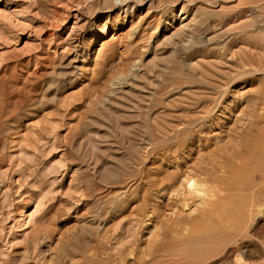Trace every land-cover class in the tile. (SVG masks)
<instances>
[{"label":"rangeland","instance_id":"rangeland-1","mask_svg":"<svg viewBox=\"0 0 264 264\" xmlns=\"http://www.w3.org/2000/svg\"><path fill=\"white\" fill-rule=\"evenodd\" d=\"M263 33L264 0H0V264H264V215L191 256L184 189L264 116Z\"/></svg>","mask_w":264,"mask_h":264},{"label":"bare ground","instance_id":"bare-ground-1","mask_svg":"<svg viewBox=\"0 0 264 264\" xmlns=\"http://www.w3.org/2000/svg\"><path fill=\"white\" fill-rule=\"evenodd\" d=\"M246 118L247 119L242 125L243 127L241 128V130H236L237 132H234L235 137L232 138V140L228 141L226 144L222 143L223 145H225L224 152L222 154L219 152L220 155L217 154L218 156H220V158L222 155H226L224 157H226L225 159L227 160L225 161L224 159V161H221L226 162L227 164L225 165L223 163L222 165L221 162H219V164L216 163V166L213 163L208 167L206 166V168H204V165V167H202L204 169L201 170L200 168L199 170L202 171L203 174H205L204 178H198L197 176L196 178L195 176H190L186 180V183L184 185L187 196L199 197V205H201V208H199L200 213L198 215V218L195 219V224H192V226L191 224L185 226L186 228H188L187 233L188 236H190V240H188L189 245L196 246L191 256L202 257V255L204 256L211 252L208 247L210 244L209 242L214 243L215 241H217V238H215L216 233L221 232V234H224V229H228L226 231V234H224L226 236L220 238L219 241L224 246H227L234 240V238L237 237L238 234L246 229L247 222H249L250 219L255 221L260 216L264 215V129L260 128V124L261 122H263L264 116L261 114H253L249 118ZM246 128L247 132H245ZM201 164L203 165L204 162ZM233 165H235L236 167L241 166V169H237ZM249 166L253 167L254 173L259 174V176H257L259 178L258 182L254 180V183L250 180V182H248L249 184L245 185V182L242 184V181H231L233 180L232 178L234 177V175L236 177L237 173L247 171ZM195 173L197 174L196 171ZM245 194L246 198L245 196H243ZM199 198L197 199L199 200ZM202 244V247L199 246ZM258 246L259 245H256L255 247ZM242 258L243 256L241 253H236L233 257V263L252 264ZM84 264L99 263L90 259ZM109 264H121V262L114 259L110 260Z\"/></svg>","mask_w":264,"mask_h":264}]
</instances>
